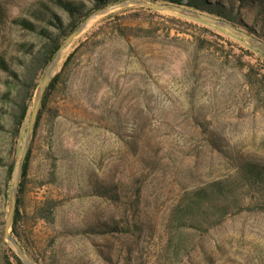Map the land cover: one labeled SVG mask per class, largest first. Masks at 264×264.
I'll list each match as a JSON object with an SVG mask.
<instances>
[{"label":"rangeland","instance_id":"374dc122","mask_svg":"<svg viewBox=\"0 0 264 264\" xmlns=\"http://www.w3.org/2000/svg\"><path fill=\"white\" fill-rule=\"evenodd\" d=\"M53 1L0 0V57L23 59L17 45L34 38L14 21L40 3L65 18ZM243 15L264 33L258 10ZM138 24L154 28L153 36L116 32ZM81 44L52 99L58 113L44 117L33 141L24 204L29 211L45 201L58 207L52 222L23 224L30 261L264 264V194L256 188L245 186L238 202L226 201L229 214L216 226L181 229L175 215L188 193L239 181V164L264 165V89L246 76L249 66L263 73L264 57L227 30L138 7L92 20L64 56ZM6 80L0 69V93L9 90ZM2 103L0 155L17 166L30 120L15 140L11 105ZM14 183L15 176L8 191L0 167V238ZM104 224L117 230L100 233ZM4 243L0 264L10 254Z\"/></svg>","mask_w":264,"mask_h":264},{"label":"trees","instance_id":"16d2710c","mask_svg":"<svg viewBox=\"0 0 264 264\" xmlns=\"http://www.w3.org/2000/svg\"><path fill=\"white\" fill-rule=\"evenodd\" d=\"M89 5L83 1L73 0H54V5L65 14V18L58 14L53 6L49 3H40L36 8L29 11L27 18L22 17L14 21L20 30L32 35L34 39L28 42L19 43L16 51L21 54L23 59L14 57L12 64H17L19 70L12 68V64L6 61V57H0V69L6 73V84L9 90L0 93L2 104L11 105L12 127L14 130V138H19L20 132L27 120H30L33 100L38 85L43 80L44 72L48 64L55 58L60 47L66 42L69 36L80 27L92 14L105 10L113 5L128 1V0H87ZM150 3L172 4L179 7L189 8L228 21L235 27L244 28L251 35L264 40V33L259 32L254 26L250 25L244 18L243 11L247 9H255L259 11V15L264 17V0H145ZM140 10L149 14H158L138 7ZM112 16V15H111ZM185 18V17H180ZM117 20L121 18L116 17ZM188 21H193L201 25H205L185 18ZM152 27L136 26H117L116 32L124 39L131 37L140 38L142 35L153 36ZM36 38V40H35ZM204 40H201L202 47L206 46ZM83 44L77 47L67 57L64 56L60 66V71L55 75L51 84L45 93L38 120L36 123L33 139L30 150L21 175V182L18 193L16 215L13 221L12 236L17 240L20 246L24 248L23 240L25 235L24 225L29 220H45L52 222L55 210L58 204L55 201H45L34 207L32 211L26 208L24 201L26 189L29 185V171L31 167L33 154V141L38 134V130L44 121L46 115L55 117L56 110L51 111V104L54 95L62 84L65 83L64 77L76 57V54L82 49ZM262 57L264 55L258 51ZM17 61V62H16ZM242 69L245 65L241 64ZM263 73L256 71L252 66L248 67L246 76L249 82L254 83L259 89H264V69ZM10 78V79H9ZM8 110V109H7ZM3 111V109H2ZM0 167L6 169L7 173V190L11 188V183L14 179L16 166L14 160L8 161L0 155ZM238 173L240 180L231 182L229 179L225 181H216L204 187L198 188L191 193H188L183 198V202L177 206L175 215L180 224L181 229L203 230L204 226H216L229 214V206L226 204L230 198L232 202H238L239 192L245 186L254 187L264 194V165L256 161H246L238 165ZM98 192L105 196L106 190L104 187L98 189ZM211 216H216L214 223H210ZM1 241L4 243L5 221L1 223ZM101 227V226H99ZM93 226L91 231L100 230V233H113L117 230L115 225L111 226L104 224L101 228ZM8 252V256H4V264H23L22 261L13 252L7 243H4ZM37 264H40L37 261Z\"/></svg>","mask_w":264,"mask_h":264},{"label":"water","instance_id":"95a60500","mask_svg":"<svg viewBox=\"0 0 264 264\" xmlns=\"http://www.w3.org/2000/svg\"><path fill=\"white\" fill-rule=\"evenodd\" d=\"M129 7H140V8L153 11L156 13H169V14H173L179 17H185L188 19H192L194 21H197L205 25H210V26H214L220 29L227 30L234 36L244 40L251 47L256 48L258 51H260L264 55V42H262L257 37L233 26L228 21H225L220 18L208 16L201 12L191 10L185 7H179L176 5L164 4V3H150V2H146L145 0H128V1L116 4V5H113L105 10H102L100 12H97L91 15L85 22H83L80 25L79 28H77L69 36L66 42L60 47V49L56 53L55 58L46 67L43 80L38 85L36 92H35L27 136L25 139V143H24V147H23L20 159H19V163L16 166L15 183L10 191L9 198H8V208H7V212L5 216V230H4V241L12 248V250L15 252L17 257L22 261L23 264H34V263H32L30 259L27 257L23 248L20 246L17 240L12 236L11 231H12L13 221L16 215V207H17V200H18V193H19V187H20V182H21L22 170H23L24 163L26 161V158L30 150V146H31V142L33 139L39 112H40L41 105H42L45 93L47 91V88L49 87L53 78L57 74L59 67L63 61L64 55L73 45L74 41L84 33L87 26L92 20L98 17L107 16L110 13H113L115 11L122 10L125 8H129Z\"/></svg>","mask_w":264,"mask_h":264}]
</instances>
